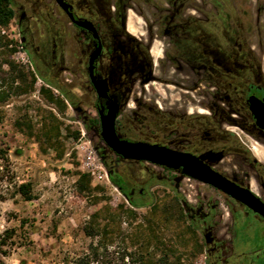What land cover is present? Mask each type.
<instances>
[{
  "label": "flooded vegetation",
  "instance_id": "flooded-vegetation-1",
  "mask_svg": "<svg viewBox=\"0 0 264 264\" xmlns=\"http://www.w3.org/2000/svg\"><path fill=\"white\" fill-rule=\"evenodd\" d=\"M53 1L56 8L51 12L40 10L48 22L40 27L32 16L36 9L29 15L12 0L15 14L20 13L15 18L22 48L47 89L57 91L75 110L82 104L80 91L93 96L95 115L89 122L100 136L102 115L116 109L115 130L121 141L189 156L264 204V160L254 153L264 155V129L250 103L255 97L264 104V36L248 33L243 6L233 0H64L65 11ZM74 57L81 79L69 80L66 74L72 72ZM155 83L186 92L184 103H160L155 95L147 99L148 87ZM190 105L196 110L190 111ZM101 140L115 157L101 156L109 179H119L137 205H149L153 186H173L180 210L202 236L205 264H260V214L185 174L183 167L128 160ZM131 165L142 166L147 180L133 182L121 171ZM237 228L246 245L258 241L255 261H249L247 247L236 246Z\"/></svg>",
  "mask_w": 264,
  "mask_h": 264
},
{
  "label": "rangeland",
  "instance_id": "rangeland-1",
  "mask_svg": "<svg viewBox=\"0 0 264 264\" xmlns=\"http://www.w3.org/2000/svg\"><path fill=\"white\" fill-rule=\"evenodd\" d=\"M16 2L29 15L32 14L31 9L37 10L32 16L40 27H44V22L48 23L44 16H40L41 12L44 14V10L47 13L56 8L53 0ZM233 3L245 8L248 33L264 36V0H233ZM233 9L231 13L237 19V9ZM259 12L261 17H258ZM19 16L20 13L16 18ZM16 18L2 31V35L13 41L10 50L15 52L8 50V59L29 68ZM65 19L61 16V20ZM78 62L76 57L72 58V72L66 74L67 79H81L76 71ZM8 71V66L0 70V87L4 91L9 84ZM171 76L177 77L174 73ZM177 79L185 83L190 81ZM46 87L38 79L32 95L12 98L8 103L0 104V235L6 231L14 232L12 244L4 248L8 251L5 263L75 264L91 255L94 247L99 251L97 256L91 255L90 264H140L137 260L142 247L153 253L160 244L152 240L151 229L161 238L162 244L176 251L168 264H205L202 236L180 210L173 186H153L149 205L133 208L111 183L101 156L107 155V160L115 157L105 150L97 128L89 122V118L95 115L93 96L80 91L82 104L80 110H75L55 90H52L54 102L48 103L41 92ZM148 89L147 99L155 95L160 103L165 101L176 106L184 103L187 95L157 83L149 85ZM63 103L66 108L62 107ZM132 107L133 104L130 110ZM189 107L190 111L196 110L194 105ZM18 121L23 123L22 130L16 126ZM50 126L54 127L55 133L53 141L48 144L44 130ZM234 131L244 137L240 130ZM250 143L261 149L253 141ZM254 153L263 155L259 150H254ZM89 157L97 161L92 167L88 166ZM121 171L130 180L134 179L133 182L147 180L142 166L121 167ZM83 175L88 178L84 182ZM87 180L90 190L81 192ZM24 184L31 185V201L19 192V187ZM122 207L132 210L133 214L122 212L118 225L104 220L110 214L121 212ZM95 214L100 215L102 229L107 228L110 234L105 235L103 231L102 237L92 239L84 229ZM165 219L168 221L164 222ZM234 237L239 249H249V261H255L258 241L246 245L240 228L235 230ZM258 263L264 264V258Z\"/></svg>",
  "mask_w": 264,
  "mask_h": 264
},
{
  "label": "trees",
  "instance_id": "trees-1",
  "mask_svg": "<svg viewBox=\"0 0 264 264\" xmlns=\"http://www.w3.org/2000/svg\"><path fill=\"white\" fill-rule=\"evenodd\" d=\"M15 10L13 8L12 0H0V54L4 57L0 59V70H2L3 66H8L9 71L7 72V75H10L9 84L7 87V90H1L0 87V104H6L10 102L12 98H20L24 96H30L35 92V85L37 83L38 77L35 73V71L30 66L29 68L17 64L15 61L8 59V50H10V46L13 44V41H10L8 38H6L4 35H2V31L6 28H8L11 24V22L15 19ZM9 52H15L14 49L10 50ZM43 97L46 99L48 103L54 102V97L52 94L51 89H42ZM63 108H66V105L63 103ZM16 126L19 130H22L23 123H20L19 121L16 123ZM30 128V127H29ZM54 127L50 126V129L47 127L45 128V134L44 138L48 144H50L54 136ZM82 182L84 180L88 179L86 175L82 176ZM110 180L112 184L120 190V192L126 197V199L129 202V205L133 208H140L141 206H148V205H137L133 202V200L130 197V194L128 190L124 187V185L120 182L119 179L115 178L114 176H110ZM86 186L81 189V192L90 190L89 180H87ZM81 183V182H80ZM19 192L24 196V198L27 201L32 200L31 196V185L24 184L19 187ZM121 212L118 211V213H113L109 215V218L105 217V221L112 222L113 224H117L118 219L121 217V213L128 212L130 214H133L132 210H124V207L120 209ZM100 215L95 214L92 216V220L88 225L85 227L84 231L85 234L92 238L96 239L99 237H102V232L104 231L105 235L110 234L107 231V228L102 229V225L100 223ZM103 220V221H104ZM168 221V219H165L164 222ZM114 233V232H111ZM150 233L152 236V240L156 242V244L160 243L159 246L156 247V251L153 253H150V250L145 248L141 249L140 252H138V262L140 264H168L169 259L171 257H174L176 255V251L174 249L166 247L164 244H162V240L159 236L155 235V231H152L150 229ZM14 232L6 231L2 235H0V264H6L4 261V258L8 256V251L5 250V247H9L12 243ZM157 244V245H158ZM151 246V245H150ZM164 246V247H163ZM98 248L92 249V256L98 255ZM159 254V255H158ZM91 255H87L84 259H80L75 264H90V258ZM159 256V258H158ZM85 260H89V262H85ZM180 261V259H178Z\"/></svg>",
  "mask_w": 264,
  "mask_h": 264
},
{
  "label": "water",
  "instance_id": "water-1",
  "mask_svg": "<svg viewBox=\"0 0 264 264\" xmlns=\"http://www.w3.org/2000/svg\"><path fill=\"white\" fill-rule=\"evenodd\" d=\"M57 2L65 11H68V5L64 0H57ZM250 103L251 110L257 119V124L264 129V104L255 97L250 99ZM116 116V109H110L107 115H102L101 137H103L108 146L117 154L128 160L149 161L154 164L175 169L183 167L185 174L199 178L200 180L219 188L233 198L243 202L264 218V204L255 196L246 190L236 187L224 177L213 172L192 158H189V156L176 154L146 144H132L121 141L115 130Z\"/></svg>",
  "mask_w": 264,
  "mask_h": 264
},
{
  "label": "built area",
  "instance_id": "built-area-1",
  "mask_svg": "<svg viewBox=\"0 0 264 264\" xmlns=\"http://www.w3.org/2000/svg\"><path fill=\"white\" fill-rule=\"evenodd\" d=\"M95 162H97L96 159H92L91 157L88 158V166H89V167L94 166V165H95ZM97 170H101V169H98V168H97ZM101 171H102V170H101ZM93 174H94V173H93Z\"/></svg>",
  "mask_w": 264,
  "mask_h": 264
},
{
  "label": "bare ground",
  "instance_id": "bare-ground-1",
  "mask_svg": "<svg viewBox=\"0 0 264 264\" xmlns=\"http://www.w3.org/2000/svg\"><path fill=\"white\" fill-rule=\"evenodd\" d=\"M258 158L260 159V160H264V156L261 154V153H258Z\"/></svg>",
  "mask_w": 264,
  "mask_h": 264
},
{
  "label": "crops",
  "instance_id": "crops-1",
  "mask_svg": "<svg viewBox=\"0 0 264 264\" xmlns=\"http://www.w3.org/2000/svg\"><path fill=\"white\" fill-rule=\"evenodd\" d=\"M130 30L132 31V29L130 28Z\"/></svg>",
  "mask_w": 264,
  "mask_h": 264
}]
</instances>
